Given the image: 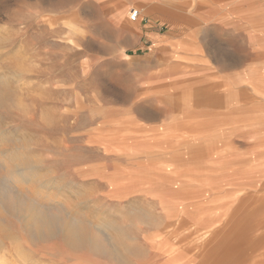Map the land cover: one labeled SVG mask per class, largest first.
<instances>
[{
    "label": "rangeland",
    "instance_id": "374dc122",
    "mask_svg": "<svg viewBox=\"0 0 264 264\" xmlns=\"http://www.w3.org/2000/svg\"><path fill=\"white\" fill-rule=\"evenodd\" d=\"M0 81L14 189L105 247L6 215L10 264H264V0H0Z\"/></svg>",
    "mask_w": 264,
    "mask_h": 264
},
{
    "label": "bare ground",
    "instance_id": "6f19581e",
    "mask_svg": "<svg viewBox=\"0 0 264 264\" xmlns=\"http://www.w3.org/2000/svg\"><path fill=\"white\" fill-rule=\"evenodd\" d=\"M9 93L10 92L5 83L0 81V104L7 102L6 99ZM20 164L23 165L25 172L30 175L29 170L31 172V169L33 168L32 160L18 158V161L14 159L12 163L0 165V264H10V258L7 255V252H3L2 250L5 241L11 239L13 242H16L15 244L17 246V242L20 241L18 236L12 232L11 224L5 217L6 215L20 219L31 238L49 237L60 231L64 234L66 243L71 246H80L87 242H92L95 249L104 250L105 247L103 243L100 240L92 239L88 226L83 221H79L77 218L67 217L62 214H55L52 209L44 206L40 201L32 197L28 191L26 192L25 190L14 189L15 184L24 182V177H26L21 174L23 169L20 170ZM231 171H234V173H238L242 176L253 173L249 168L245 169L244 165L239 162L233 164ZM254 178L255 177L252 175L247 177V180H244V183L241 182L237 185L238 190H242L245 186H255L254 184H257L258 181H252ZM4 180H7L9 183H5ZM173 183L174 184L170 183L171 186L173 185V188L178 189L177 181ZM246 195L247 194L244 196ZM183 210L176 209L174 210V213L181 212ZM200 223L201 222H199V224ZM184 228L186 227L184 226ZM108 240L109 246L117 251H120V248L122 247L123 249L125 248L124 244L119 240L110 237ZM16 253L21 255V252L18 250Z\"/></svg>",
    "mask_w": 264,
    "mask_h": 264
},
{
    "label": "crops",
    "instance_id": "0c3cea01",
    "mask_svg": "<svg viewBox=\"0 0 264 264\" xmlns=\"http://www.w3.org/2000/svg\"><path fill=\"white\" fill-rule=\"evenodd\" d=\"M134 1H138V2H140V3H143V4H160V3H164V2H166L167 0H130V3L131 2H134ZM205 0H200V2H204ZM198 14H200L201 15V17L203 16L202 14L203 13H198ZM213 16V17H212ZM212 16H210V18H214V15H212ZM200 17V18H201ZM130 20V19H129ZM129 29V28H128Z\"/></svg>",
    "mask_w": 264,
    "mask_h": 264
},
{
    "label": "built area",
    "instance_id": "2783aa9c",
    "mask_svg": "<svg viewBox=\"0 0 264 264\" xmlns=\"http://www.w3.org/2000/svg\"><path fill=\"white\" fill-rule=\"evenodd\" d=\"M139 18V12L137 9H132L130 10V13H129V19L130 21H137Z\"/></svg>",
    "mask_w": 264,
    "mask_h": 264
}]
</instances>
